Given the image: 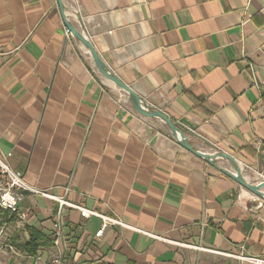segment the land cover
<instances>
[{
	"label": "crops",
	"instance_id": "crops-1",
	"mask_svg": "<svg viewBox=\"0 0 264 264\" xmlns=\"http://www.w3.org/2000/svg\"><path fill=\"white\" fill-rule=\"evenodd\" d=\"M69 22L147 107L205 153L264 180V0H62ZM0 156L25 183L28 213L0 223V264H244L264 260V205L140 115L67 33L57 0H0ZM217 164L233 170L229 161ZM31 231L48 242L17 248Z\"/></svg>",
	"mask_w": 264,
	"mask_h": 264
},
{
	"label": "water",
	"instance_id": "water-1",
	"mask_svg": "<svg viewBox=\"0 0 264 264\" xmlns=\"http://www.w3.org/2000/svg\"><path fill=\"white\" fill-rule=\"evenodd\" d=\"M57 3L60 9L64 24H65V27L67 29V32L73 35V37H75V39L80 41L83 44V46L88 50L98 72L104 78L109 80L111 83H113L115 86H117L119 89H121L128 95L129 101L137 113L145 117L156 118V119L161 120L163 123H165L168 126L173 137L177 140V142L179 143L181 147H183L190 153L194 154L195 156L201 159H204L207 163H209L210 165L218 169L221 173L230 177L231 179L236 181L238 184H240L243 188H245L247 191H249L256 197H258L260 200L264 201V180L260 181L259 183L249 182L243 174L244 171H243L242 165L239 163V161L234 156L228 153H224V152L205 153V152L196 150L189 143L185 132L182 129H180L179 126L175 122H173L162 111L147 107V105L143 103V100L141 99V97L131 87H129L127 84L121 81L117 77V75L108 68L106 63L103 61L101 56L96 51L91 41L81 32L77 31L73 27V25L69 22V19L67 17V12H66L67 10L62 0H57ZM218 159L229 161L233 166V170L231 171L223 167H220L217 164Z\"/></svg>",
	"mask_w": 264,
	"mask_h": 264
},
{
	"label": "built area",
	"instance_id": "built-area-1",
	"mask_svg": "<svg viewBox=\"0 0 264 264\" xmlns=\"http://www.w3.org/2000/svg\"><path fill=\"white\" fill-rule=\"evenodd\" d=\"M68 33V32H67ZM69 34V33H68ZM255 86L259 89L261 93V102L264 103V80L260 83H255ZM25 193H34L41 195L43 197L56 200L59 203V211L54 222V244L59 246V240L63 235V209L65 207H71L78 209L81 212L83 218H90L93 216L99 217L102 220V227L98 231L97 236L103 235L105 230L110 225L125 226L121 221L114 219L112 217H106L100 215L94 211H89L78 206L69 204L62 198L54 197L48 193L41 191L36 188L29 187L23 180L21 174L16 173L8 164L7 160L0 156V206L10 212L11 215L17 216L18 221L23 224L28 218V213L20 208V203L23 201ZM235 259L241 260L244 264H264V260L253 257V256H243V255H229ZM36 264H40L39 257L36 260ZM45 264H64L62 253H58L57 256L53 257L49 262Z\"/></svg>",
	"mask_w": 264,
	"mask_h": 264
},
{
	"label": "trees",
	"instance_id": "trees-1",
	"mask_svg": "<svg viewBox=\"0 0 264 264\" xmlns=\"http://www.w3.org/2000/svg\"><path fill=\"white\" fill-rule=\"evenodd\" d=\"M14 215H11L10 212L0 206V223L8 222V219L11 220ZM48 244L43 237L36 231H31V235L28 241L17 245V248L31 256H35L37 251Z\"/></svg>",
	"mask_w": 264,
	"mask_h": 264
},
{
	"label": "rangeland",
	"instance_id": "rangeland-1",
	"mask_svg": "<svg viewBox=\"0 0 264 264\" xmlns=\"http://www.w3.org/2000/svg\"><path fill=\"white\" fill-rule=\"evenodd\" d=\"M262 201V204L264 205V201L263 200H261Z\"/></svg>",
	"mask_w": 264,
	"mask_h": 264
}]
</instances>
